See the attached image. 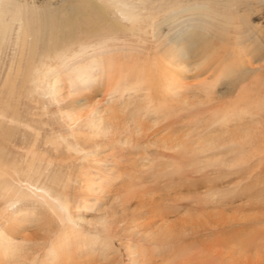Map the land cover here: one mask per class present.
<instances>
[{"label":"rangeland","instance_id":"374dc122","mask_svg":"<svg viewBox=\"0 0 264 264\" xmlns=\"http://www.w3.org/2000/svg\"><path fill=\"white\" fill-rule=\"evenodd\" d=\"M156 1L141 32L87 50L45 77L44 89L60 94L40 100L48 106L40 141L73 127L83 152L49 149L55 164L43 182L78 232L38 198L13 203L0 189V231L14 237L12 247V240L0 245L2 264H264V0H198L219 16L201 10L172 22L167 3ZM199 28L214 46L209 59L210 48L201 52L203 40L191 37ZM178 50H189L179 61L188 68L167 90L168 79L158 78L166 70L153 68L174 63ZM222 62L233 71L224 74ZM138 72L149 83L136 84ZM66 114L83 125L66 126ZM108 124L107 135L98 127ZM233 143L248 151V163L212 166V145ZM0 144L6 163L11 155L23 163L21 140L0 137ZM237 154L220 152L222 159ZM198 163L206 167L198 171ZM104 214L111 224L101 229Z\"/></svg>","mask_w":264,"mask_h":264},{"label":"bare ground","instance_id":"6f19581e","mask_svg":"<svg viewBox=\"0 0 264 264\" xmlns=\"http://www.w3.org/2000/svg\"><path fill=\"white\" fill-rule=\"evenodd\" d=\"M158 1L167 3L166 7H162L163 12L170 13L172 10L169 18L166 19L170 22L181 14H190L201 10L206 11L205 16L209 13L219 16L218 12L210 7L195 4L198 0ZM156 3V0H0V137L7 142L21 140L25 144L24 147L16 146L24 153L23 163L17 162V158L12 155L10 163H6V159H4L6 147L0 144V189L2 195L7 196L13 203L23 201L24 198L36 197L42 207L57 214L63 223L69 224L73 232L77 230L75 227L77 223L74 222L71 212L67 210L66 204L61 201L51 187H46L43 182L49 167L54 163L48 156L49 149L54 154L60 152L61 149L68 153L83 152L81 140L77 137V132L73 127H71V134L64 136L53 134L47 136L43 144L40 141L42 129L39 125L42 124V118L44 119L48 115L47 103L42 104L40 100H44L49 94L55 95V99H57L60 94L55 87H52L49 92L44 89L45 77L68 64L73 58L84 54L83 52H87V50L102 48L115 42L120 39L119 35L135 36V33L141 32L146 20H151V22L154 20L155 14L152 12L157 9ZM53 5L58 6L53 7ZM215 28L216 31H219L217 26ZM204 32L199 28L198 32L195 30L191 33V37L193 39L199 37L197 40H203L199 43L201 52L205 48L206 51L210 48L204 53V58L209 59V55L214 54L211 53L214 46L210 36L208 35L207 39ZM195 43L198 44V41ZM176 54L179 59L175 57L174 63L166 61L163 67L155 66L153 68L155 72L163 71V68L166 70L167 73L164 75L159 73L158 78L164 76L165 79H168L166 80L168 81L167 90L174 88L171 86L186 74L184 70L188 68L179 61L184 58V54H189V50H178ZM220 65L223 66L224 74L233 71L231 66L227 67L226 62H222ZM138 73L133 76L136 84H139L140 81L149 83L147 82L148 73ZM146 111H150V107ZM66 115L64 119L66 126L74 125L76 128L83 125V121L79 123L77 115ZM43 125L46 126V123L43 122ZM111 127L113 126L108 124L98 128H105V134L108 135ZM140 127L141 125L135 127V130L141 132L142 128ZM89 133L95 140L101 137L98 134ZM89 133L84 134V138ZM249 140L252 142L250 137ZM40 143L44 147L41 148ZM212 149L217 152L215 156H212L214 160L212 166L214 167L230 171L248 163V151L236 143L227 148L212 145ZM222 149L238 154L230 159H222L223 157L220 156ZM198 151L205 152L202 149H198ZM218 156L220 157L218 158ZM200 163H198V171L206 167L201 166ZM211 191L205 194V196L207 195L206 199L213 197L215 190L212 193ZM199 200L201 201V199ZM124 205L125 202L121 203L120 207L123 208ZM108 216V214H104L97 221L99 228L104 229L111 224ZM4 231H0V245H3L1 243L4 240L11 241L14 238ZM163 235H165V231ZM24 243L26 244L27 241ZM13 245L12 240L7 246L12 247ZM2 260L4 261V258L0 257V264H2Z\"/></svg>","mask_w":264,"mask_h":264}]
</instances>
